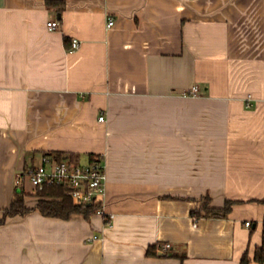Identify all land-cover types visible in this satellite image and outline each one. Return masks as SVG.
Returning <instances> with one entry per match:
<instances>
[{"label": "crops", "instance_id": "0c3cea01", "mask_svg": "<svg viewBox=\"0 0 264 264\" xmlns=\"http://www.w3.org/2000/svg\"><path fill=\"white\" fill-rule=\"evenodd\" d=\"M45 156L102 159L111 224L9 218L0 264H264V0H0V218Z\"/></svg>", "mask_w": 264, "mask_h": 264}, {"label": "built area", "instance_id": "2783aa9c", "mask_svg": "<svg viewBox=\"0 0 264 264\" xmlns=\"http://www.w3.org/2000/svg\"><path fill=\"white\" fill-rule=\"evenodd\" d=\"M59 22H49L48 30L54 32L59 27ZM108 26H114V21L110 20ZM80 47V42L74 40L72 50H77ZM199 92L198 87H193L192 90L185 96H196ZM104 121V117L100 118ZM56 184H66L70 188L69 196L78 205H93L101 204L97 209L96 215L106 218L107 225L111 224L112 216H107L104 210V199L106 196V170L102 163V159L98 158L93 163L75 164L67 159L58 160L53 157L45 156L43 161L38 166H29L15 181V186L18 190L25 189L26 185H31L33 188H42L44 186H53ZM247 227L250 223L246 224ZM99 237L94 236L92 240H97ZM171 249V245L165 244L159 248V253H166Z\"/></svg>", "mask_w": 264, "mask_h": 264}, {"label": "trees", "instance_id": "16d2710c", "mask_svg": "<svg viewBox=\"0 0 264 264\" xmlns=\"http://www.w3.org/2000/svg\"><path fill=\"white\" fill-rule=\"evenodd\" d=\"M52 6L53 2H48ZM97 158L91 159L89 163L95 162ZM62 160V159H61ZM79 164V163H78ZM32 194H26L24 189L18 190L15 193L13 202L10 208L6 209L2 213L0 218V225H4L9 218L25 217L33 211H39L43 216L50 218H57L62 220H69L74 216H81L86 220H90L96 215L97 209L101 204L94 203L93 205H78L69 196L70 188L66 184H56L53 186H44L42 188H33ZM30 196L34 200L32 202L27 201V197ZM212 200L210 197H204L197 201V208L191 213L195 219L199 218H227L232 212L233 206L236 204L233 201H227L223 208H214L211 206ZM156 248L149 250L150 255L156 254ZM264 252V248L258 251L257 260L264 262V258L260 257ZM241 264H248L247 258L242 260Z\"/></svg>", "mask_w": 264, "mask_h": 264}, {"label": "rangeland", "instance_id": "374dc122", "mask_svg": "<svg viewBox=\"0 0 264 264\" xmlns=\"http://www.w3.org/2000/svg\"><path fill=\"white\" fill-rule=\"evenodd\" d=\"M32 189H33V187H32L31 185H27V191H31ZM29 194H32V192L29 193ZM29 194H28V195H29ZM30 200H31V201H30ZM32 200H35V199L31 198L30 196L27 197L28 204H29V202H32ZM29 205H30V204H29Z\"/></svg>", "mask_w": 264, "mask_h": 264}, {"label": "water", "instance_id": "95a60500", "mask_svg": "<svg viewBox=\"0 0 264 264\" xmlns=\"http://www.w3.org/2000/svg\"><path fill=\"white\" fill-rule=\"evenodd\" d=\"M88 206H90V205H88Z\"/></svg>", "mask_w": 264, "mask_h": 264}]
</instances>
